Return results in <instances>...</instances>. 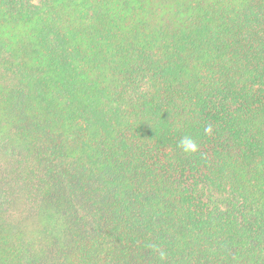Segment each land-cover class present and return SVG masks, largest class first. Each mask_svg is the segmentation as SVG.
Here are the masks:
<instances>
[{
  "label": "trees",
  "instance_id": "16d2710c",
  "mask_svg": "<svg viewBox=\"0 0 264 264\" xmlns=\"http://www.w3.org/2000/svg\"><path fill=\"white\" fill-rule=\"evenodd\" d=\"M0 264H264V0H0Z\"/></svg>",
  "mask_w": 264,
  "mask_h": 264
},
{
  "label": "clouds",
  "instance_id": "9594fccd",
  "mask_svg": "<svg viewBox=\"0 0 264 264\" xmlns=\"http://www.w3.org/2000/svg\"><path fill=\"white\" fill-rule=\"evenodd\" d=\"M206 131L210 132L211 128H207ZM179 147L185 153H193L197 151V144L190 136H185L182 138L179 142ZM161 255L163 256V253Z\"/></svg>",
  "mask_w": 264,
  "mask_h": 264
}]
</instances>
